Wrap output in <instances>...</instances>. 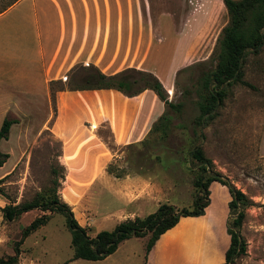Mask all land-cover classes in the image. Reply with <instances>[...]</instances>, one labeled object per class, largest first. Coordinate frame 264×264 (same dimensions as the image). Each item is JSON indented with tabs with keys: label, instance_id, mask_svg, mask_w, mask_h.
Returning <instances> with one entry per match:
<instances>
[{
	"label": "crops",
	"instance_id": "crops-1",
	"mask_svg": "<svg viewBox=\"0 0 264 264\" xmlns=\"http://www.w3.org/2000/svg\"><path fill=\"white\" fill-rule=\"evenodd\" d=\"M215 8L226 15L221 0H16L0 12V124L10 116L36 117L41 108L42 119L51 118L50 129L65 138L66 144L59 136L62 151L80 137L87 149L110 148L108 158L89 152L87 168L66 177L103 182L95 190L107 198L95 206L102 220L113 217L115 225L143 217L160 203L174 206L173 188L160 187L148 174L124 168L115 176L104 167L92 168L118 158L148 134L164 110L151 89L132 96L112 88L55 90L52 108L48 85L65 83L77 65H92L106 75L133 68L152 73L168 98L175 71L205 58ZM9 134L10 127L0 143ZM208 191L203 214L179 217L159 234L144 260L142 254L141 264L224 262L230 195L217 181Z\"/></svg>",
	"mask_w": 264,
	"mask_h": 264
},
{
	"label": "rangeland",
	"instance_id": "rangeland-1",
	"mask_svg": "<svg viewBox=\"0 0 264 264\" xmlns=\"http://www.w3.org/2000/svg\"><path fill=\"white\" fill-rule=\"evenodd\" d=\"M225 17L215 8L214 28L206 34V56L202 60L208 58L216 30ZM196 62L175 71L174 88L168 98L179 102L180 106L178 111L168 110L171 123L167 136L161 137L158 131L148 132L139 143L126 147L118 158L92 168L104 167L115 176L124 168L148 174L160 187L173 188L176 192L171 198L174 207L190 208L195 168L188 150L199 145L211 169L251 201L243 211L238 229L244 251L228 264H264V36L259 52L248 54L243 64V79L252 87L232 85L222 105L217 107L216 117L197 130L194 136L191 121L197 114L194 83L198 68L193 66ZM53 105L51 99L52 108ZM49 111L46 106V113ZM42 114L40 108L36 117H8L13 120L10 134L6 141L0 143V159L6 161L0 168V175L7 171L0 176V208L8 203L29 201L37 193L48 194L47 188L55 179V195L68 204L89 236L99 230H110L115 218L102 220L95 207L107 201L106 197L95 195L96 186L103 182L76 178L66 180V177L71 174L77 177L80 168H87L83 162L89 152H94L93 158L99 154L108 158L112 150H106L98 143L97 150L87 149L83 146L86 142L80 137L74 138L71 148L62 151L61 134L50 129L52 119L47 115L42 119ZM61 138L66 144L64 136ZM2 154H7V157ZM61 161L65 165H61ZM70 161L73 163L71 166L68 164ZM43 213L48 214L46 223L23 239L15 264H61L71 256L69 232L63 216L55 211L34 208L10 221L5 220L0 211V257L13 254V245L20 230ZM145 240L146 236L129 237L102 259H73L67 264H141Z\"/></svg>",
	"mask_w": 264,
	"mask_h": 264
},
{
	"label": "trees",
	"instance_id": "trees-1",
	"mask_svg": "<svg viewBox=\"0 0 264 264\" xmlns=\"http://www.w3.org/2000/svg\"><path fill=\"white\" fill-rule=\"evenodd\" d=\"M16 0L0 1V12ZM226 11L227 20L221 26L214 41L212 50L206 60L196 62L197 76L194 83L197 114L191 121L193 135L207 126L217 115V107L221 106L227 96L228 89L234 84L252 87L243 79V64L248 54L259 52L264 36V0H221ZM207 62L206 65L203 63ZM50 99L55 90H82L112 88L127 96H132L143 89H151L163 102L164 110L152 123L149 132L158 131L161 137L167 136L170 128L168 110L178 111L180 103L168 100L166 92L158 79L150 72L133 68L123 69L115 74L106 75L92 65H77L70 70L65 83L59 80L49 82ZM13 120L4 118L0 124V140L5 139ZM202 136V133L199 134ZM7 157V154H2ZM188 155L195 168L192 186L194 193L190 208H176L166 202L160 203L155 211L132 219H124L116 223L110 230H99L89 236L86 228L75 219L70 207L55 195L56 180L51 181L48 194H35L29 201L17 204L8 203L0 208L2 217L7 220L17 218L21 213L38 208L41 211H55L63 216L64 225L69 232L71 256L61 264L73 259L99 260L112 253L119 242L129 237H144L143 260L154 241L166 229L172 227L181 216H198L203 214L208 204V185L211 181L226 186L230 195L228 221L226 231L229 244L224 252V262L228 264L234 256L244 251L238 229L244 209L251 201L229 181L222 179L211 169L209 160L204 156L199 145H193ZM3 160L0 159V165ZM53 172V170H52ZM1 182V178H0ZM0 194L2 190L0 188ZM48 214L34 217L20 230L18 240L14 242L13 254L0 257V264H15L19 245L32 231L44 225ZM144 264V262L142 263Z\"/></svg>",
	"mask_w": 264,
	"mask_h": 264
}]
</instances>
